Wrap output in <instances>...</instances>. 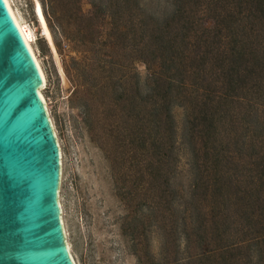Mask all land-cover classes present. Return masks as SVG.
Here are the masks:
<instances>
[{
  "label": "trees",
  "instance_id": "1",
  "mask_svg": "<svg viewBox=\"0 0 264 264\" xmlns=\"http://www.w3.org/2000/svg\"><path fill=\"white\" fill-rule=\"evenodd\" d=\"M88 1L39 0L137 263L264 264V0Z\"/></svg>",
  "mask_w": 264,
  "mask_h": 264
},
{
  "label": "water",
  "instance_id": "2",
  "mask_svg": "<svg viewBox=\"0 0 264 264\" xmlns=\"http://www.w3.org/2000/svg\"><path fill=\"white\" fill-rule=\"evenodd\" d=\"M41 86L0 0V264H75L61 221L60 147Z\"/></svg>",
  "mask_w": 264,
  "mask_h": 264
},
{
  "label": "rangeland",
  "instance_id": "3",
  "mask_svg": "<svg viewBox=\"0 0 264 264\" xmlns=\"http://www.w3.org/2000/svg\"><path fill=\"white\" fill-rule=\"evenodd\" d=\"M36 1L39 2L9 0L20 22L31 32V47L46 77L41 92L61 152L59 202L70 253L75 264H138L121 231L125 210L114 194L109 165L90 141L77 109L70 102L71 84L64 74L62 60L73 54L65 47L63 54H59L53 39L48 42L44 38L38 18V12L43 14V10L40 2L36 7ZM81 5L84 11L90 9L88 0H82ZM107 29L106 18L103 33ZM138 70L144 78L146 70L142 64H138ZM173 114L178 133L179 171L185 180L187 152L181 137L184 112L175 106ZM152 237V248L156 249L157 241Z\"/></svg>",
  "mask_w": 264,
  "mask_h": 264
},
{
  "label": "bare ground",
  "instance_id": "4",
  "mask_svg": "<svg viewBox=\"0 0 264 264\" xmlns=\"http://www.w3.org/2000/svg\"><path fill=\"white\" fill-rule=\"evenodd\" d=\"M5 2H6V4H7L8 9H9L11 15L13 16V18H14L16 24L18 25V27H19V29H20V31H21V33H22V36H23V38H24V40H25V42H26V44H27V46H28V48H29L31 54L33 55V58L35 59V61H36V63H37V66H38V68H39V71H40V73H41V76H42V86L38 89V92H39V95H40V97H41V99H42V101H43V103H44V105H45V107H46L45 99H44L43 94H42V92H41L42 89H43V88L45 87V85H46V77H45V74H44V72H43V69L41 68L40 62H39L38 58L36 57V55H35V53H34L32 47H31V38H32L31 32H30V30L26 27V25H23V24L20 22L19 18L17 17V15L15 14V12H14L13 9L11 8V4H10L9 0H5ZM35 5H36V7H37V6L40 5V4H39L38 1H36V2H35ZM38 15H39V16H38L39 21L41 22L40 25H41V27H42V33H43V35H44V38L47 39L48 42H51V39H52V37H51V33H50L49 28H48V26H47V24H46V22H45V20H44V18H43V14L41 13V11L38 12ZM46 109H47V107H46ZM60 161H61V152H60ZM61 221H62V224H63L62 216H61ZM63 228H64V227H63ZM64 233H65V230H64ZM66 243H67V242H66ZM67 247H68V250H69V252H70V249H69V245H68V243H67Z\"/></svg>",
  "mask_w": 264,
  "mask_h": 264
}]
</instances>
